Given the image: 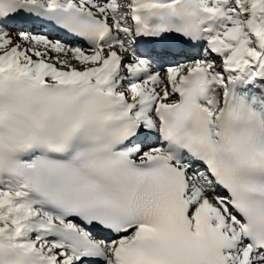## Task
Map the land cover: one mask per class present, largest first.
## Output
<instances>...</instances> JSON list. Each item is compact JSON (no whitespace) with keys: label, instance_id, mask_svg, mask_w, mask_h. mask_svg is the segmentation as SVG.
<instances>
[{"label":"snow or ice","instance_id":"6c2138e0","mask_svg":"<svg viewBox=\"0 0 264 264\" xmlns=\"http://www.w3.org/2000/svg\"><path fill=\"white\" fill-rule=\"evenodd\" d=\"M0 264H264V0H0Z\"/></svg>","mask_w":264,"mask_h":264}]
</instances>
